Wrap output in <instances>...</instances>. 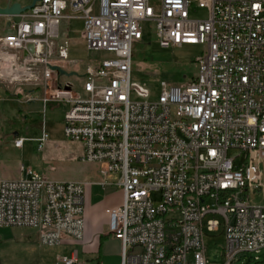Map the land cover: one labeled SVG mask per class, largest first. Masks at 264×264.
Returning a JSON list of instances; mask_svg holds the SVG:
<instances>
[{"label": "built area", "instance_id": "1", "mask_svg": "<svg viewBox=\"0 0 264 264\" xmlns=\"http://www.w3.org/2000/svg\"><path fill=\"white\" fill-rule=\"evenodd\" d=\"M19 17L8 18L10 32L0 36V85L42 90L44 104L66 105L64 136L82 144V162L98 164L102 187L123 191L122 204L107 210L120 264H210L205 238L220 230L225 264L244 254L260 263L264 0H38ZM71 20L82 22L88 50L104 57H71L62 31ZM147 21L161 48L203 47L196 77L161 82L156 100L132 81ZM55 68L76 73L75 81ZM48 139L45 131L35 139L39 151ZM20 172L0 179V227L37 230L43 247L82 242L86 183ZM59 262L81 264L77 256Z\"/></svg>", "mask_w": 264, "mask_h": 264}, {"label": "rangeland", "instance_id": "2", "mask_svg": "<svg viewBox=\"0 0 264 264\" xmlns=\"http://www.w3.org/2000/svg\"><path fill=\"white\" fill-rule=\"evenodd\" d=\"M198 17H206L204 9H197ZM8 18L0 16V29L10 32L6 28ZM143 38L134 45L132 81L145 86L151 93L150 100H156L160 94V83L166 81L175 85L190 83L197 73L195 58L202 54V46H182L161 48L158 43L154 22L147 21L141 25ZM62 31L69 39V50L72 58L85 61L95 60L105 55L91 53L82 39V24L80 20L65 21ZM72 81L75 79L72 77ZM5 93H17L13 87L0 85ZM42 97H49L42 92ZM63 97V96H61ZM26 101V100H25ZM42 102V101H40ZM52 103V102H51ZM52 111L49 103L42 102L33 106L34 110L19 118L23 125L22 136L27 141L21 150H12L5 154L4 164L0 166V178L17 179L20 168L30 169L51 180H89L94 179L99 170L96 163L82 162L77 156L75 142L68 140L63 133L62 110ZM1 113L5 106L0 102ZM20 114V115H21ZM33 118L32 122L29 119ZM48 134V141L43 151H38L36 138L43 132ZM1 142V140H0ZM235 152L230 151V155ZM260 197L253 203L258 204ZM37 230L30 228L0 227V264H60L59 259L71 257L75 251L80 252L76 244H64L56 247H43L35 235ZM205 248L210 264H225V238L222 230L208 233L205 238ZM260 263L254 260L253 254L241 255L234 264H264V251L260 254ZM83 259V258H82ZM85 260V259H84ZM81 264H97L96 262L80 261Z\"/></svg>", "mask_w": 264, "mask_h": 264}, {"label": "crops", "instance_id": "3", "mask_svg": "<svg viewBox=\"0 0 264 264\" xmlns=\"http://www.w3.org/2000/svg\"><path fill=\"white\" fill-rule=\"evenodd\" d=\"M33 0H0V6L6 7L9 4L19 3L22 6L30 5ZM9 20L6 21V28ZM81 22V21H80ZM82 24V22H81ZM8 29V28H7ZM4 29H0V36L5 35ZM42 90H18L17 93L4 92L0 88V102L5 106V111H0V166L6 161L5 154L12 150H21L14 146L15 139L22 136L23 125L21 124V112L28 114L34 110L33 106L39 104L42 98ZM33 98L38 96L36 101H25L26 97ZM52 111L60 109L57 103H49ZM67 107L62 110V121L64 125V113ZM21 114V115H20ZM33 118L29 119L32 122ZM64 129V126H63ZM37 139V138H36ZM36 142V141H35ZM26 143V142H25ZM24 143V144H25ZM77 156L80 158L83 152V146L80 143H75ZM24 146V145H23ZM38 149V145H37ZM39 151V150H38ZM23 167V166H22ZM100 170V167L98 168ZM21 170V168H20ZM99 170L95 173L94 179L78 180L76 182L86 183L84 195V220H85V236L82 242H74L65 239L64 244H76L80 248V252L75 251L71 257L77 256L79 262L90 261L97 264H120L121 263V244L108 233L109 216L107 210L115 209L122 204L123 191L120 188L102 187L105 179L100 175ZM118 177L111 175L107 180H116ZM3 179V178H0ZM48 179V178H47ZM9 180V179H7ZM51 180V179H50ZM69 181V180H55ZM38 238V231L35 233ZM39 242V241H38ZM83 258V259H82ZM85 259V260H84Z\"/></svg>", "mask_w": 264, "mask_h": 264}, {"label": "water", "instance_id": "4", "mask_svg": "<svg viewBox=\"0 0 264 264\" xmlns=\"http://www.w3.org/2000/svg\"><path fill=\"white\" fill-rule=\"evenodd\" d=\"M38 0H33V2L30 5H26V6H22L19 3H13V4H9L6 7H1L0 6V16L1 17H6V18H10L13 17V21L16 23H19L21 21V18L19 17L22 13H24L25 11L31 9L35 3ZM10 21L8 22L7 28H10ZM55 70H58L61 77H67V78H71L73 76H76V73H68L66 71L60 70L55 68ZM250 263V260L247 262V264Z\"/></svg>", "mask_w": 264, "mask_h": 264}]
</instances>
